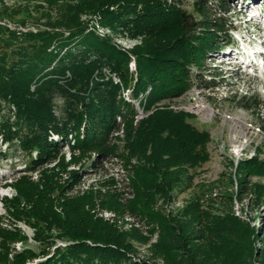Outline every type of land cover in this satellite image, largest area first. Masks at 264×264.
Here are the masks:
<instances>
[{"label": "trees", "instance_id": "1", "mask_svg": "<svg viewBox=\"0 0 264 264\" xmlns=\"http://www.w3.org/2000/svg\"><path fill=\"white\" fill-rule=\"evenodd\" d=\"M42 2L50 9L57 8L55 19H51V11L43 10L41 17L45 25L64 28L69 36L64 37L61 31L55 30L19 35L0 26V135L24 150L37 152L26 166L29 172L57 150L53 149L57 146L48 141L49 131L81 132L80 127L84 139H78V146L97 153L91 169H103L113 152L106 137L111 128H118L114 123L115 115L118 113L124 118L134 114L130 105L120 112L114 98L117 86L111 81L92 80L93 74L103 66L123 77L128 58L109 40L99 39L92 33L83 35L85 25L80 21L83 13L101 14L105 25H121L130 37L143 39V45L134 50L138 77L134 95L145 93L150 87L145 107L160 99L179 96L192 85L207 90L223 82V74L216 69H213L216 72H208L206 62L228 45L227 34L231 29L228 16L233 0H191L188 5L182 0L170 3L160 0ZM116 5L117 10H110ZM13 11L3 5L0 13L9 15ZM75 40L79 47L73 53ZM67 73L69 78L59 79ZM217 78L222 80L219 82ZM55 94L66 100V117H58L53 111L51 104ZM238 103L247 110H264V103L253 95L241 96ZM190 118L191 115L183 112L159 110L141 121L138 127L133 128L130 123L126 127L125 150L128 157L137 161L133 168L135 198L130 210L149 224L156 223L157 252L170 264H187L179 258L190 246L182 227L169 224L151 206L157 197L170 199L176 188L185 190L190 181L188 169L209 159L206 147L209 135L192 127L188 122ZM240 164L247 174H264V160L257 157ZM13 188L15 196L3 199L5 212L11 219L9 223L14 226L0 224V264H148L129 259L128 234H121L112 225L93 217L86 208L93 205L92 194L70 199L61 193L62 186L54 180V174L46 171L38 182L27 174L19 175ZM55 191L58 196L53 195ZM244 191L242 187L240 193ZM228 196L225 199H230ZM111 199V206L104 201L101 205L116 210L123 207L114 197ZM55 206L60 208L59 212ZM182 216H189L195 227L208 231L218 240H231L229 226L233 221L204 210L198 198L186 206ZM22 220L34 228L36 240L44 243L40 252L26 246L20 249L13 246L27 241L15 223ZM51 228H57L59 237L73 243L55 248L50 255L51 243L45 242V238ZM189 234H194V230ZM134 235L146 240L138 232ZM40 257L43 260L39 261Z\"/></svg>", "mask_w": 264, "mask_h": 264}, {"label": "rangeland", "instance_id": "2", "mask_svg": "<svg viewBox=\"0 0 264 264\" xmlns=\"http://www.w3.org/2000/svg\"><path fill=\"white\" fill-rule=\"evenodd\" d=\"M63 1L67 0H57V4H62ZM160 1L170 3L173 0ZM182 1L188 5L191 0ZM262 4H264V0H249L246 3L237 2L234 6H230L228 22L232 30L235 31L228 32V45L216 54H212L213 60L208 59L206 62V66L209 67L208 72L219 71L223 74V82H220L221 78H217L220 83L216 88L200 93L197 91L198 88L192 85L179 96L160 99L150 107L143 105V113L148 115L141 121L159 110L179 113L170 109L169 104L171 103L175 104L172 106L185 107L197 103L214 112L212 120L204 116V111L199 113L200 115H191L192 119H188L192 127L207 132L209 135L210 140L206 146L209 155L208 161L196 168L188 169L187 174L190 181L185 190L176 188L172 192L173 194L171 193L170 199L157 197L151 206L154 212L160 213L169 224L182 227L183 236L190 246L187 252H183L179 258L183 263L264 264V174H247L240 164L253 157L264 160V110H247L238 103L239 98L245 94L256 96L261 103H264V73L260 70L258 73L255 71L257 65L251 58L253 45L249 42L251 45L247 46V42L244 41L253 39L249 37L253 33L260 37L264 36V32L259 31L257 27L264 22L259 13ZM3 5L14 9V11L9 15L0 13L1 27L19 35L26 32L34 33L38 30H55L61 31L64 37L69 36L64 28L54 29L45 25L44 17H41L44 10L51 11V19L57 18L56 6L50 9L42 0H0V12ZM117 7V5L112 6L110 10H117ZM252 9L257 16L255 19L253 15L248 14ZM187 11L190 9L188 8ZM80 21L85 25L83 35L92 33L99 39L109 40L117 50L125 53L128 58L123 77L109 67L103 66L100 71L93 74L92 79L102 82L111 81L113 85L117 86L114 98L122 112L126 105H130L128 93L133 98L139 96L134 95V87L138 81L134 50L143 45V39L130 37L127 32L123 31L121 25L115 24L113 27L105 25L102 23L101 14L98 13H83L80 15ZM3 37L6 38V36ZM253 42L254 45H257L255 40ZM78 47L77 40H75L72 52H77ZM235 48L241 59L250 62L252 70H246L239 60L231 59L228 56L235 51ZM133 65H135L134 70ZM206 75L210 74L206 73ZM69 76L67 73L64 78L59 79L66 80ZM33 90L34 87L31 88V91ZM51 105L58 117H66L65 106L67 103L63 97L59 94L53 95ZM224 115H230L234 119H226ZM114 121L118 128L116 130L111 128L106 137V142L113 152L108 158L109 160L104 163L103 169H91V164L96 159L97 153L94 150L86 149L85 151L78 146V141L84 139L82 127H80L81 132L69 129L65 134L49 131L48 141L57 146L53 148L57 150L50 158L34 165L32 172H29L26 166L38 155L37 152L29 151V149L24 150L15 145L13 141L5 140L0 135V224L3 227L14 226L9 223L11 219L5 212L3 199L15 196L13 188L15 179L19 175L27 174L33 181L38 182L41 181V175L46 171L54 174V180L62 186L61 193L66 197L71 199L86 194L94 196L93 205L86 208L95 219L112 225L121 234L129 235L126 242L131 248L127 251V256L131 261L170 264V261L157 252L156 243L159 241V231L156 223L149 224L130 210V204L135 198L133 168L137 161L133 157H128L125 150L126 127L130 123L133 128H136L141 121L135 123L134 116L123 118L118 113L115 115ZM72 125L74 124L72 123ZM250 126H260L263 134L260 137L256 136ZM121 128L123 129L122 134L117 135L116 133ZM259 149L261 150L260 154L257 153ZM4 183L7 184L6 187H2ZM242 187L245 191L240 193ZM53 195L58 196V191H55ZM226 195H229L230 199H225ZM110 197H114L123 207L120 206L121 208L118 210L107 206L103 207L101 205L103 201L109 202L110 204L107 205L111 206L112 199L110 200ZM196 198L199 199L201 208L204 210L214 212L221 217L227 216L233 221L234 224L229 226L230 241L218 240V237L213 234L210 236L208 231L195 227L194 223L189 221V216H182L186 206ZM55 210L59 212L60 208L55 206ZM15 223H17L16 227L27 237V241L13 244V246L17 249L26 246L36 253L40 252L44 243L36 240L34 228L28 223L25 224L23 220ZM190 230H194V234H189ZM200 230L201 233H199ZM136 232L146 240L135 236ZM46 233L49 236L44 240L51 243L50 255L55 248H64L73 243L67 241L66 238L59 237L57 228H51ZM200 235H204V237L201 238ZM38 260L43 259L40 257Z\"/></svg>", "mask_w": 264, "mask_h": 264}, {"label": "built area", "instance_id": "3", "mask_svg": "<svg viewBox=\"0 0 264 264\" xmlns=\"http://www.w3.org/2000/svg\"><path fill=\"white\" fill-rule=\"evenodd\" d=\"M135 68V65H133V70ZM197 90V89H196ZM209 90V89H207ZM150 89H148L144 94H140L138 97L133 98L131 95H129V93L127 94L128 97V103L130 104V106L132 107V109L134 110V119H135V123H139L142 119H144L148 114H144L143 113V105H145V101H146V97L149 93ZM197 91H199L200 93L202 91H206V90H200L198 89ZM203 97V95H201ZM170 105V109L175 111V112H183L189 115H200L199 113H201L202 111H204V116H206V118H208L209 120H212V118L214 117V112L212 110H209L207 108H205L204 106L200 105V104H192L190 106H181V105H176V106H172L175 105L174 103L169 104ZM224 117L226 119H234L233 117H231L230 115H224ZM251 130L253 131V133L256 136H261L263 134L262 132V128L260 126H250ZM123 129H119V132H117L116 134H122ZM127 186V185H126ZM129 194V191H128Z\"/></svg>", "mask_w": 264, "mask_h": 264}, {"label": "bare ground", "instance_id": "4", "mask_svg": "<svg viewBox=\"0 0 264 264\" xmlns=\"http://www.w3.org/2000/svg\"><path fill=\"white\" fill-rule=\"evenodd\" d=\"M228 56H229L231 59H236V60H238V59H239V55L237 54V52H236V51H234V52L230 53V55H228ZM236 56H238V57H236ZM6 186H7V184H6V183H4L2 187H6Z\"/></svg>", "mask_w": 264, "mask_h": 264}]
</instances>
